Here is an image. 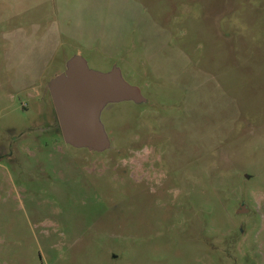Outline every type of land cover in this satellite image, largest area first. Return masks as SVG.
<instances>
[{
	"label": "rangeland",
	"instance_id": "374dc122",
	"mask_svg": "<svg viewBox=\"0 0 264 264\" xmlns=\"http://www.w3.org/2000/svg\"><path fill=\"white\" fill-rule=\"evenodd\" d=\"M77 54L146 100L104 152L48 89ZM0 264H264V0H0Z\"/></svg>",
	"mask_w": 264,
	"mask_h": 264
},
{
	"label": "water",
	"instance_id": "95a60500",
	"mask_svg": "<svg viewBox=\"0 0 264 264\" xmlns=\"http://www.w3.org/2000/svg\"><path fill=\"white\" fill-rule=\"evenodd\" d=\"M48 88L65 143L91 152L111 147L101 120L109 104L146 102L140 88L129 84L118 67L108 73L92 70L80 54L68 61L66 71L53 78Z\"/></svg>",
	"mask_w": 264,
	"mask_h": 264
},
{
	"label": "flooded vegetation",
	"instance_id": "af4514ba",
	"mask_svg": "<svg viewBox=\"0 0 264 264\" xmlns=\"http://www.w3.org/2000/svg\"><path fill=\"white\" fill-rule=\"evenodd\" d=\"M49 89V88H48Z\"/></svg>",
	"mask_w": 264,
	"mask_h": 264
}]
</instances>
